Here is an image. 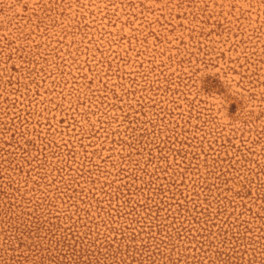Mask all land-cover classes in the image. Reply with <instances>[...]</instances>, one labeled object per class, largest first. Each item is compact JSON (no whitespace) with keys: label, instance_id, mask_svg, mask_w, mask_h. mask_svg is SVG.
Listing matches in <instances>:
<instances>
[{"label":"rangeland","instance_id":"rangeland-1","mask_svg":"<svg viewBox=\"0 0 264 264\" xmlns=\"http://www.w3.org/2000/svg\"><path fill=\"white\" fill-rule=\"evenodd\" d=\"M0 264H264V0H0Z\"/></svg>","mask_w":264,"mask_h":264}]
</instances>
